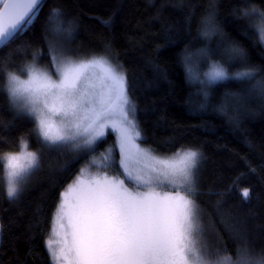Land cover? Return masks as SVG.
Here are the masks:
<instances>
[{
	"label": "snow or ice",
	"instance_id": "obj_1",
	"mask_svg": "<svg viewBox=\"0 0 264 264\" xmlns=\"http://www.w3.org/2000/svg\"><path fill=\"white\" fill-rule=\"evenodd\" d=\"M221 4L207 0L196 20V35L178 55L186 84L195 88L189 99L200 98L197 110L211 107L239 128L242 111L256 114L248 102L258 101L264 111V64L252 62L248 50L227 37L218 20ZM229 4L228 14L243 22L240 34L249 37L251 31L253 44L264 50V0ZM172 6L184 11L178 33L190 36L197 5L179 0ZM41 9L42 0H0V47L22 35ZM77 28L75 19L53 7L42 24L46 52L29 44L30 60L25 57L19 68L0 66V92L9 109L15 118L33 124L18 138L20 150L4 154L7 198L17 199L22 182L40 167L39 153L28 150L29 135L47 148L67 147L77 159L84 158L53 209L45 240L50 264H264V249L256 251L244 219L226 225L234 249L201 242V208L195 196L204 153L195 145L158 151L147 144L127 70L112 57L110 43L99 53L73 55L70 45ZM196 39L201 43L193 47ZM154 68L160 72L158 65ZM225 82L238 87H224L218 102L211 103L213 86ZM10 124L3 125L5 130ZM248 169L257 172L251 164ZM218 195L219 207L223 193ZM241 195L249 200L250 189H242Z\"/></svg>",
	"mask_w": 264,
	"mask_h": 264
},
{
	"label": "trees",
	"instance_id": "obj_2",
	"mask_svg": "<svg viewBox=\"0 0 264 264\" xmlns=\"http://www.w3.org/2000/svg\"><path fill=\"white\" fill-rule=\"evenodd\" d=\"M178 2L42 0V9L35 22L0 49V66L8 64L19 68L25 57L30 60L32 48L27 47L29 44L33 48L44 47L46 52L42 24L53 7L61 8L67 18L78 23L70 45L73 55L99 53L110 43L112 57L127 70L147 144L158 151L195 145L204 153L195 196L201 208V242L234 249L235 241L226 225L244 219L252 233L250 242L259 252L264 249V111L259 110L258 101L248 102V108L256 114L242 111L240 127L235 128L227 116L211 107L197 110L200 98L192 95L189 99L188 93H194L195 88L186 84L178 54L196 35V20L207 0H183L185 5H197L190 36L177 31L184 16L183 10L172 6ZM256 2L261 3V0ZM229 8V0H222L218 20L227 37L240 42L248 50L252 62L264 64V50L259 44H253L251 31L249 37L240 34L243 22L234 20L228 14ZM105 20L110 22L105 24ZM217 39L211 41L212 47ZM200 43L196 39L192 46ZM154 65L159 66V73ZM224 87L236 89L238 85L225 82L213 86L211 103L218 102ZM9 122L10 127L5 130L3 125ZM32 127L26 118H15L6 95L0 92V264H50L45 239L50 231L53 209L59 192L84 163V158L77 159V154L69 148L50 149L38 142L35 134L29 135V150L39 153L40 167L26 177L19 197L10 201L6 195L2 157L9 151L17 152L18 138ZM113 140L110 136L109 143ZM103 148L101 145L97 153ZM248 164L257 169L255 174L249 172ZM237 176H240L239 182H236ZM244 188L251 191L247 201L241 195ZM221 193L223 203L218 207L217 201L221 199L218 194Z\"/></svg>",
	"mask_w": 264,
	"mask_h": 264
},
{
	"label": "rangeland",
	"instance_id": "obj_3",
	"mask_svg": "<svg viewBox=\"0 0 264 264\" xmlns=\"http://www.w3.org/2000/svg\"><path fill=\"white\" fill-rule=\"evenodd\" d=\"M36 136V135H35ZM19 150H20V148H19ZM18 150V151H19ZM29 150V149H28ZM17 151V152H18ZM30 151V150H29ZM2 160H3V163H5V160H4V156L2 157ZM25 181V180H24ZM24 181L22 182V184H21V189L23 188V184H24ZM4 183H5V187H6V178H5V170H4ZM46 238H50V231H49V234H48V236L46 237ZM46 240V239H45Z\"/></svg>",
	"mask_w": 264,
	"mask_h": 264
},
{
	"label": "water",
	"instance_id": "obj_4",
	"mask_svg": "<svg viewBox=\"0 0 264 264\" xmlns=\"http://www.w3.org/2000/svg\"><path fill=\"white\" fill-rule=\"evenodd\" d=\"M2 47H3V46H2ZM2 47H0V49H1Z\"/></svg>",
	"mask_w": 264,
	"mask_h": 264
}]
</instances>
